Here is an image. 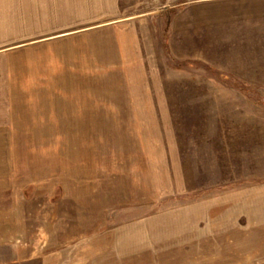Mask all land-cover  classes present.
Segmentation results:
<instances>
[{
    "label": "rangeland",
    "instance_id": "1",
    "mask_svg": "<svg viewBox=\"0 0 264 264\" xmlns=\"http://www.w3.org/2000/svg\"><path fill=\"white\" fill-rule=\"evenodd\" d=\"M22 1L23 16L18 0H0V264H264V217L251 211L264 204V37L256 27L238 43L229 35L216 41L219 72L201 63L178 69L199 84L174 102L172 122L165 107L146 112L138 94L137 105L127 103L123 74L102 72L93 59L95 36L30 46L97 7ZM137 2L122 0L120 9ZM157 6L144 0L134 10ZM164 7L149 25L159 39L149 87L172 72L159 24ZM21 44L29 46L16 49ZM220 72L261 88L239 90ZM224 134L237 142L219 154L206 142ZM238 193L245 209L222 218L207 208L192 229L159 218Z\"/></svg>",
    "mask_w": 264,
    "mask_h": 264
},
{
    "label": "crops",
    "instance_id": "2",
    "mask_svg": "<svg viewBox=\"0 0 264 264\" xmlns=\"http://www.w3.org/2000/svg\"><path fill=\"white\" fill-rule=\"evenodd\" d=\"M32 1L33 0H31V6L34 4V2L32 4ZM47 1L54 3L56 0ZM73 1L78 3V5H80L79 7L82 6L83 9L88 10L92 9L94 5V9L97 7L99 13L89 14V17H91L89 19L84 15L82 19H78V21L74 23H69V21H67L65 23L66 29L57 33H51L45 37L33 39L30 41V46L45 43V46L52 47L56 45V43L75 39L88 42L91 36H95L97 41H99V39L101 40V45L100 52L97 50L98 53H95L93 59L95 58L96 64L101 68L100 70H102V72H113L115 68H118V72L123 74L121 80L123 86L120 90L121 92L127 91L130 93L127 94L129 97L131 96L130 98L132 99V101L130 99V102L127 103L134 104V106L137 105L135 98L136 94H138L139 96L137 95V99L141 100L142 105H146V112L150 111V108H147V106L152 104L159 105L161 110L162 107H165V114L172 122L175 120L172 105L180 104V102H174L177 99L184 98L182 97L183 90H191L192 92V90L198 88L199 84L198 81L192 79V77L184 78L183 74L178 69L185 67L195 68L201 63V65H204L206 68L211 70L214 69L219 72L221 66L214 62V58L217 56L212 54V50L216 48L215 43L222 39L221 37L229 35L233 41L238 43L240 36H243L246 30L249 32L248 27H256L255 31L258 33L256 36L261 35L264 37V33L261 34L260 29V27L264 28V0H148L151 2L154 1L155 4L157 3L161 6L134 10L137 9L135 6H139L140 3L142 4L144 1L138 0L137 3L139 4L134 5L131 3V7L127 9V11L129 9L132 10L130 12H124L125 8L120 9V7H122L120 6L122 0H65L63 7H66L65 9L67 10ZM21 3H19L18 0L17 12L18 15L20 14L23 16V14L20 13L22 9ZM159 7H164V9H166L164 14L160 17L167 16L165 17L166 21L165 23H160L164 20L162 19L159 21V24L166 25L167 27L163 31V43L165 44H163V50L166 58H170L168 63L170 64L172 72L168 73L166 77H160L159 81L153 82L149 87L147 85L149 75H152L151 77L154 78L153 75L157 74V69L154 68L155 66L151 60L152 53L156 52L153 43L159 40L153 39L152 29L149 25L151 23L152 26L154 20H156L154 16L159 11ZM122 10L123 12H121ZM77 17L79 18L78 15ZM71 25L75 27H71ZM262 39L264 41V38ZM225 40L226 38L224 41ZM23 45L17 46L16 49L22 50V48H27L26 46H29ZM102 54L103 57L107 59L100 61L98 57H101ZM88 56L92 57L90 54H88ZM153 56H155V53ZM221 57L224 56L221 55ZM172 63H175L176 66H172ZM61 69V73L62 71L64 72V65ZM66 69L67 71L70 70L69 66H67ZM74 71L79 73L81 70L78 71V69H76ZM69 72L72 71L70 70ZM220 74L223 78L234 80V82L231 81V83L233 86H236V88H239V90L256 91L257 88H261L260 85H250V87H248L247 83L244 81H235L233 75L226 77V74L221 72ZM232 85L230 86L232 87ZM149 90L159 92L155 93L154 91L150 94L147 93ZM154 94L157 95L156 99H152L153 97H151ZM156 116L157 112L154 114L155 121L157 120ZM235 120L237 122H242L240 119ZM213 138L216 137H214V133L210 132L208 134V139ZM219 138V141L213 142L212 140H208L206 142L211 144L209 145L211 148L215 149V147H217L214 152H218L219 154H224V152H227V149H224L226 146H233L234 143L237 142L229 139V136L227 139L226 134L220 135ZM176 161H178L177 158ZM258 191H261V189H258ZM231 197L233 198L234 204H231ZM240 198L242 197L239 193L232 195H217L205 201H200L197 205H184L179 212L175 210L176 213L174 214L170 211L160 213L159 218L164 219L166 227L172 224L175 227L180 226L183 231H185L188 226L192 229V226L200 224L199 212H203L207 208H218L220 210L219 216L222 218H225L231 210L237 209L240 211L245 209L246 207L244 204H241L242 199ZM257 198L254 200H257ZM254 200L252 199L251 201L253 202ZM251 209L252 212L258 211L256 209H259L260 216L264 217V204H260L259 208L251 206ZM192 213H194V215ZM252 215V217L255 216L253 213ZM213 224L214 222L208 223L207 231L213 228ZM242 227L243 230H245L246 227L244 225H242ZM203 230V233H208L206 228ZM220 233L222 234L224 231L217 232V234ZM119 248L120 246L117 244L115 246V251Z\"/></svg>",
    "mask_w": 264,
    "mask_h": 264
},
{
    "label": "trees",
    "instance_id": "3",
    "mask_svg": "<svg viewBox=\"0 0 264 264\" xmlns=\"http://www.w3.org/2000/svg\"><path fill=\"white\" fill-rule=\"evenodd\" d=\"M214 70V69H213Z\"/></svg>",
    "mask_w": 264,
    "mask_h": 264
}]
</instances>
